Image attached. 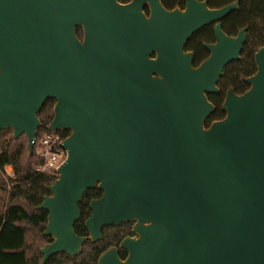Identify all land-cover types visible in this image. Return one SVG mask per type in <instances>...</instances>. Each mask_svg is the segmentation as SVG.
I'll return each mask as SVG.
<instances>
[{
  "label": "water",
  "instance_id": "95a60500",
  "mask_svg": "<svg viewBox=\"0 0 264 264\" xmlns=\"http://www.w3.org/2000/svg\"><path fill=\"white\" fill-rule=\"evenodd\" d=\"M162 1L0 0V133L26 136L33 156L38 115L54 100L47 129L69 134L39 207L52 238L41 264L128 223L135 236L97 264H264V48L249 89L229 90L225 117L208 126L209 96L247 42V28L223 30L238 2L170 11ZM213 24L216 42L194 67L187 44ZM96 189L82 237L80 204Z\"/></svg>",
  "mask_w": 264,
  "mask_h": 264
},
{
  "label": "trees",
  "instance_id": "16d2710c",
  "mask_svg": "<svg viewBox=\"0 0 264 264\" xmlns=\"http://www.w3.org/2000/svg\"><path fill=\"white\" fill-rule=\"evenodd\" d=\"M131 1L119 0L123 4ZM234 1L236 0H208L212 9L222 8ZM239 1L240 11L229 16L225 27L233 15H239L242 17L240 27H249L248 41L242 59L225 69L219 87L222 89V85L227 84L237 94H243L249 89L244 79L256 72L253 54L264 46V0ZM227 32L231 33L228 29ZM78 36L82 39L81 28L78 29ZM201 49L202 52L197 53V64L205 53L204 48ZM223 95L224 92L219 97L211 98L216 104V109L208 121V126L225 117L221 111ZM54 106L55 101L48 100L39 113L38 117L43 126L38 137L50 133L47 128L53 119ZM57 133L63 140L69 135ZM41 164V159L35 153L30 156L26 136L15 139L11 129L0 133V264H41L43 260L41 249L52 242V238L45 235L48 212L40 210L39 207L44 198L51 195L49 187L55 183L58 175L37 172ZM8 167L12 168V174L7 173ZM101 194L102 192L97 189L89 190L85 194L80 204L82 217L75 225L77 235L88 236L85 221L91 216L90 203ZM131 224L107 227L102 231L103 239L97 243L87 241L78 256L72 258L67 254H58L46 264H97L103 252L111 247H118L125 237L132 235ZM119 256L125 259L126 251L119 249Z\"/></svg>",
  "mask_w": 264,
  "mask_h": 264
},
{
  "label": "flooded vegetation",
  "instance_id": "af4514ba",
  "mask_svg": "<svg viewBox=\"0 0 264 264\" xmlns=\"http://www.w3.org/2000/svg\"><path fill=\"white\" fill-rule=\"evenodd\" d=\"M198 1H207L208 2V0H198ZM238 2V10L237 11H234L233 13H235V12H238V11H240V1L239 0H236V1H234V2H232V3H230V4H228V5H231V4H234V3H237ZM162 3H163V5H164V7L167 9V10H170V11H172V10H174V9H176V8H180V9H182V10H184L185 8H186V5H187V0H163L162 1ZM208 5H209V2H208ZM228 5H226V6H228ZM210 7V6H209ZM225 7V6H224ZM212 9V8H211ZM219 9V8H218ZM145 13L147 14V15H149V9L148 8H146L145 9ZM233 13H231V14H233ZM230 14V15H231ZM229 15V16H230ZM229 16L226 18V19H224L223 21H222V25H223V30H224V32L228 35V36H230V37H236L238 34H239V32L241 31V30H243V29H245V28H247V31H246V36H247V41H248V31H249V27H247V26H244V27H240V28H238L237 30H235V31H233L232 30V32L231 33H229V32H227V27L229 26H226L225 27V22L227 21V19L229 18ZM208 28H211V36H212V41H210V42H203L201 39H199V40H197V42H196V40H194L196 37H197V35H198V37H203V36H205L206 35V33L204 32L206 29H208ZM80 29V28H79ZM229 31H231L230 29H228ZM77 32H78V30H77ZM234 32V33H233ZM200 34V35H199ZM83 37V36H82ZM216 42V37H215V24H213V25H211V26H209V27H207V28H205V29H203L202 31H200L199 33H197V34H195L193 37H192V39L188 42V44H187V47H186V52H190V53H193L194 54V67H198L204 60H206L208 57H209V55H210V53H209V51L206 49V45L207 44H214ZM190 43H192V44H190ZM189 44H190V46H189ZM246 44H247V42H246ZM246 44H245V46H246ZM204 48V51H205V53L203 54V59L199 62V64H196V61H197V53H201L202 51V49L201 48ZM262 48H264V46H261L260 48H258V50H256L255 52H254V54H253V58H254V62H255V55L262 49ZM244 49H245V47H244ZM244 52V51H243ZM256 65V64H255ZM256 72H257V66H256ZM256 72L253 74V75H255L256 74ZM252 75V76H253ZM252 76H249V77H252ZM249 77H247V78H249ZM246 79V78H245ZM244 79V80H245ZM219 87V86H218ZM219 89H220V93L218 94V95H210L209 96V101L215 106V109H216V104L214 103V101L213 100H211V98H213V97H219V96H221V94H222V92H224V95H223V97H222V103H221V107H222V105H223V103H224V100H225V97H226V95H227V93H228V91L229 90H231V89H233L232 87H227V89H226V91H223L220 87H219ZM234 90V89H233ZM235 91V90H234ZM219 99V98H218ZM218 121V120H217ZM215 122V121H214ZM213 123V122H212ZM212 123H210V125L212 124ZM209 125V126H210ZM132 227H133V223L131 224V233H132ZM135 235L132 233V235H129V236H127V237H134ZM126 238V237H125ZM124 238V239H125Z\"/></svg>",
  "mask_w": 264,
  "mask_h": 264
},
{
  "label": "built area",
  "instance_id": "2783aa9c",
  "mask_svg": "<svg viewBox=\"0 0 264 264\" xmlns=\"http://www.w3.org/2000/svg\"><path fill=\"white\" fill-rule=\"evenodd\" d=\"M63 141V138L57 132L37 136L34 143V153L42 161V164L37 168V172L58 175L59 168L67 159V152L62 147Z\"/></svg>",
  "mask_w": 264,
  "mask_h": 264
},
{
  "label": "rangeland",
  "instance_id": "374dc122",
  "mask_svg": "<svg viewBox=\"0 0 264 264\" xmlns=\"http://www.w3.org/2000/svg\"><path fill=\"white\" fill-rule=\"evenodd\" d=\"M241 18L242 17H240L239 15L238 16H232L229 20V22L226 24V26H228L227 28L228 29H230L231 31L230 32H232V30L233 31H235V30H237L238 28H240V23L242 22L241 21ZM211 28H208L206 31H205V33H206V35L205 36H203V37H196L194 40H196V42H197V40H199V39H201L203 42H210V41H212V36H211ZM234 33V32H233ZM196 64H197V62H196ZM223 87H222V90L223 91H226V89H227V87L229 86V85H227V84H224V85H222ZM230 87V86H229ZM7 173L8 174H12V168H10V167H8L7 168Z\"/></svg>",
  "mask_w": 264,
  "mask_h": 264
}]
</instances>
